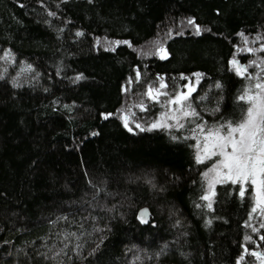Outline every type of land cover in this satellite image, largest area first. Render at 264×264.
Instances as JSON below:
<instances>
[{"label": "trees", "instance_id": "obj_1", "mask_svg": "<svg viewBox=\"0 0 264 264\" xmlns=\"http://www.w3.org/2000/svg\"><path fill=\"white\" fill-rule=\"evenodd\" d=\"M5 49L34 77H0V264L264 256L248 194L218 184L208 207L189 137L244 114L246 75L264 71V0H0ZM191 79L198 115L153 128Z\"/></svg>", "mask_w": 264, "mask_h": 264}, {"label": "rangeland", "instance_id": "obj_2", "mask_svg": "<svg viewBox=\"0 0 264 264\" xmlns=\"http://www.w3.org/2000/svg\"><path fill=\"white\" fill-rule=\"evenodd\" d=\"M157 54L160 57H166V51L162 47L157 50ZM0 77L7 79L13 87L17 88L29 84L34 77V73L32 71V68L27 63H16L11 52L5 49L0 57ZM196 83V79H191V81L185 86V88L182 89V92H178L174 96L166 98V100L163 101L162 109L160 110V113L158 114L154 124L159 123L162 125V128L175 129L179 128V125H182L185 119L191 117H186L183 114L185 111H193V108L189 101V97L188 100L181 101V103L179 104L170 103V101L174 100L176 96L180 94H187L189 88L195 89ZM257 84H264V71L260 65L257 66L252 74L246 75L245 84L242 88L241 96H256L257 94H259L261 99L264 100V89L256 88ZM156 93L157 91H153L154 95ZM156 99H158V97ZM242 101L243 103L245 102L246 109L244 114L236 122H225L220 124L212 123L203 126L198 124L195 127L191 128L189 137H192V139L194 140L193 142L196 157L198 153L201 156L204 155L203 149L205 145V136L210 129L215 130L220 125H227L228 123L236 126L245 119L247 109L251 106V103L246 99ZM201 127L203 128V131H201ZM222 134H226V132H223ZM228 151H231V149L229 148ZM221 160H223V156L216 155L212 156L211 158L204 159L202 162L206 165L203 172V178L206 188L204 196H210V200L206 201L207 203H211L216 186L218 184L227 183L236 185L239 189L240 195L242 190L243 194H248L252 201L247 218V227L250 230L248 235L249 238L251 237V235H253V233H259L260 229L264 228V187L258 189L257 185L251 182V178L246 181L237 180L236 182L228 179L227 169H224L222 166H220ZM233 175L235 174L233 173ZM259 179H264V176L259 177ZM258 201H260L259 206ZM253 209H255V211H253ZM255 260L256 264H264V256H262L261 254H257Z\"/></svg>", "mask_w": 264, "mask_h": 264}, {"label": "snow or ice", "instance_id": "obj_3", "mask_svg": "<svg viewBox=\"0 0 264 264\" xmlns=\"http://www.w3.org/2000/svg\"><path fill=\"white\" fill-rule=\"evenodd\" d=\"M189 23H192V21H189ZM233 64L236 65V62L233 61ZM236 70L238 73L243 74L246 69L237 67ZM161 87H165V85L161 84ZM256 88L264 89V84H257ZM192 91L194 89L189 88L187 94L176 96L170 103L179 104L181 101L188 100ZM148 95L156 99L160 93L157 92L154 95L152 89H149ZM240 99H246L251 103V106L247 109L245 119L236 126L228 123L227 125H220L215 130L210 129L205 136L204 155L201 156L198 153L196 159L198 163H202L204 159L212 156H223L220 166L227 169L228 179L236 182L237 180L246 181L251 178V182L260 189L264 187V179H259V177L264 176V100L261 99L259 94L256 96H241ZM183 114L186 117L198 115L195 110L185 111ZM125 126H127V121ZM161 126L159 123L152 125L153 128ZM179 127H183V125H179ZM201 131H203L202 127ZM223 132H226V134H222ZM229 148L231 151H228ZM241 195H243V190ZM210 198V196L203 197L204 200H210ZM259 203L260 201H258V206ZM208 207L211 208V203L208 204ZM146 215L147 210L145 209L142 216Z\"/></svg>", "mask_w": 264, "mask_h": 264}, {"label": "water", "instance_id": "obj_4", "mask_svg": "<svg viewBox=\"0 0 264 264\" xmlns=\"http://www.w3.org/2000/svg\"><path fill=\"white\" fill-rule=\"evenodd\" d=\"M242 67L245 68V64H242ZM128 120V116H126V121Z\"/></svg>", "mask_w": 264, "mask_h": 264}]
</instances>
